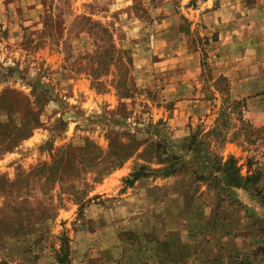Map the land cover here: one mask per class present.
<instances>
[{"label": "rangeland", "instance_id": "obj_1", "mask_svg": "<svg viewBox=\"0 0 264 264\" xmlns=\"http://www.w3.org/2000/svg\"><path fill=\"white\" fill-rule=\"evenodd\" d=\"M0 264H264V0H0Z\"/></svg>", "mask_w": 264, "mask_h": 264}, {"label": "trees", "instance_id": "obj_2", "mask_svg": "<svg viewBox=\"0 0 264 264\" xmlns=\"http://www.w3.org/2000/svg\"><path fill=\"white\" fill-rule=\"evenodd\" d=\"M195 136L192 137L194 139ZM218 167L217 171L218 173H221L224 178L229 176V181L225 179L224 184L229 186H235V187H246L247 185H254L258 180V175H242L240 172L239 167L235 166V160L233 157L229 158V160L225 161L224 163H221L217 161ZM166 173H169L166 171ZM219 178L218 175H215V178ZM135 177L134 179H136ZM132 182V181H131Z\"/></svg>", "mask_w": 264, "mask_h": 264}]
</instances>
